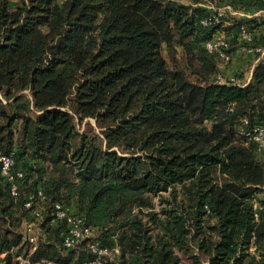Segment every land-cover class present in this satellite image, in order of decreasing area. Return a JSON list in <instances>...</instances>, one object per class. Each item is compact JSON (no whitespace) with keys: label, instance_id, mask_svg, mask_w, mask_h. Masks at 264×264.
<instances>
[{"label":"trees","instance_id":"16d2710c","mask_svg":"<svg viewBox=\"0 0 264 264\" xmlns=\"http://www.w3.org/2000/svg\"><path fill=\"white\" fill-rule=\"evenodd\" d=\"M212 4L226 12L206 24ZM228 6L264 0H0V149L24 173L16 198L0 171L2 264L93 258L63 244L65 222L25 253L37 190L120 246L103 264H264V156L242 131L264 126V55L249 80H220L207 47L221 30L226 63L263 46L264 17ZM87 118L98 131L80 129Z\"/></svg>","mask_w":264,"mask_h":264},{"label":"built area","instance_id":"2783aa9c","mask_svg":"<svg viewBox=\"0 0 264 264\" xmlns=\"http://www.w3.org/2000/svg\"><path fill=\"white\" fill-rule=\"evenodd\" d=\"M210 8L214 10V13L211 17L206 18L204 23L219 22L220 17L225 14L226 8L218 7L214 4L210 5ZM241 34L244 39L252 38L249 30L245 26L242 27ZM228 45L229 41L227 35L222 30L218 32L213 39L207 42V47L211 51L219 53L221 64H225L230 60V53L227 51ZM242 48V50L247 49L246 47ZM247 51H252L254 53L260 52L262 56L264 55V45L249 48ZM219 78L222 80L221 76H219ZM245 121L247 122V119H245ZM242 131L257 142L258 149L264 156V126L257 125L254 126L253 129L247 130L242 128ZM0 171L10 183V193L16 198L19 197L21 193L20 180L24 177V173L21 169L16 167V159L13 153H5L0 149ZM37 192L26 191L24 193L26 198L25 207L29 210V216L24 217L20 229L24 241H29L31 243L33 251L39 245L40 240L46 236V227L48 224L65 222V226L60 231L63 237V244L67 247H73L86 242L89 250L93 253V258L91 260H85L82 263L68 261L65 264H103L106 256L110 259L118 256L120 246L116 243L112 246L104 245L100 239L93 238L94 229L85 224L83 215L78 213L71 204L55 201L51 205V208L47 209V206L43 202L45 198L43 191L37 190ZM257 216H259V213H257ZM5 254L6 251L0 253V264H2L1 259ZM18 258L22 264L30 262V259L24 257L22 254L18 255ZM48 262L50 263L51 261ZM34 263L41 264V261H36Z\"/></svg>","mask_w":264,"mask_h":264},{"label":"crops","instance_id":"0c3cea01","mask_svg":"<svg viewBox=\"0 0 264 264\" xmlns=\"http://www.w3.org/2000/svg\"><path fill=\"white\" fill-rule=\"evenodd\" d=\"M228 10H230V12L233 13V14L245 15V16L251 17V18L253 16V14H256V13L260 14L261 16L263 15V17H264V10L263 11H256L255 13H252L250 11L246 12V11H243L242 9H235V8L233 9L232 7H228ZM255 32L257 34H259V35L260 34H264V23L262 25H260L257 29H255ZM241 52H243V51L237 50V52H235L234 55H233V58H232L233 62L232 63L229 62L227 64V66H225V65L221 66L220 76L222 77V80L234 78V76H236L235 73L237 72V70L239 68H241L242 65H244V61L241 60V56L239 55V53H241ZM246 53L248 55L246 59L249 58V59L252 60L250 70L246 74L247 80H249L251 78L252 70L254 68V65L257 62V59H256V54L254 52L248 51Z\"/></svg>","mask_w":264,"mask_h":264},{"label":"rangeland","instance_id":"374dc122","mask_svg":"<svg viewBox=\"0 0 264 264\" xmlns=\"http://www.w3.org/2000/svg\"><path fill=\"white\" fill-rule=\"evenodd\" d=\"M229 7H231V6H229ZM230 9V8H229ZM254 15H260V14H253V16ZM264 19V18H263ZM235 52H237V50H235ZM239 55L241 56V60H243L244 61V65H242L241 66V68H239L238 70H237V72L235 73V75H238V74H241V73H244V74H247L248 73V71L250 70V67H251V63H252V60L251 59H246L247 58V53H244V52H241V53H239ZM252 58V57H251ZM233 62V59L230 61V63H232ZM227 64L228 63H225L224 65L225 66H227ZM221 66H222V64H221ZM84 128H86V129H94V130H96V131H98L99 130V128H98V126H97V124H96V121H95V119L94 118H87V119H85L84 121H83V123H82V125H81V130H83ZM24 251H25V253L27 254V252L29 253V252H32V249H30V246H28V245H25L24 246ZM23 256L24 257H26V258H28L29 256H27V255H24L23 254Z\"/></svg>","mask_w":264,"mask_h":264}]
</instances>
